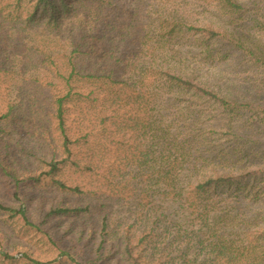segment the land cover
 <instances>
[{
	"label": "trees",
	"instance_id": "trees-1",
	"mask_svg": "<svg viewBox=\"0 0 264 264\" xmlns=\"http://www.w3.org/2000/svg\"><path fill=\"white\" fill-rule=\"evenodd\" d=\"M114 10L112 0H0V60L37 51L53 64L56 50L61 79L39 98V123H49L37 126L38 150L18 146L26 166L0 148V197L12 196L0 198L1 215L22 217L73 264H202L204 249L212 255L204 264H261L264 169L237 166L264 134V102L236 101L201 77L237 56L264 75V0H137L133 16L113 20ZM44 33L65 48L44 40L37 49ZM46 181L91 197L85 207L52 208L45 220L96 214L98 258L72 256L17 208L22 184ZM29 262L51 263L0 250V264Z\"/></svg>",
	"mask_w": 264,
	"mask_h": 264
},
{
	"label": "rangeland",
	"instance_id": "rangeland-1",
	"mask_svg": "<svg viewBox=\"0 0 264 264\" xmlns=\"http://www.w3.org/2000/svg\"><path fill=\"white\" fill-rule=\"evenodd\" d=\"M112 2L114 3L115 10L111 12L110 17L113 20L118 16L127 18L135 14L137 0H112ZM155 2L157 3L158 0H155ZM143 15L141 12H138L135 17L139 19ZM46 35L44 33L43 36L38 37V40L36 39V42H34L37 49L43 46L44 40H47L54 50L58 48L57 50L62 51L65 48V44L63 45L58 40L49 41ZM107 38L113 39L115 37ZM137 38V36H133L130 39L135 41ZM1 56L0 62L2 64L5 62V65L0 66V115L2 116V113L7 112L9 109H13V113L11 118L0 122V148H8V150L5 149L4 154H8V151L11 152L13 158L20 160L26 166L24 161L26 155L24 156L19 152L18 146H24L27 150L34 147L35 151L40 146L36 145L39 141L36 132L37 126H46L49 121L39 123V117L41 116L39 112H42L43 109L39 98L42 96L41 92H44V95L47 93L45 87L50 86V82H61L57 71L58 66H56L59 63V57L55 50V54L52 56L54 63L51 64L50 60L42 59L43 57L37 51L36 53L9 52ZM242 61L243 59L237 56L230 63L227 62L222 65L212 64L209 72H205L204 70L203 74L205 75L201 77V81L210 82L213 88L217 90L222 89L224 94L234 98L236 101L261 104L264 102V89H262L259 80L264 77L263 70H252L250 64ZM36 63L39 66L33 71L31 65ZM100 67L103 68V65ZM36 116L38 118L34 119ZM258 137L254 138L255 142L250 139L247 147L249 154L247 156L242 154L239 156L238 168L244 166L255 172L264 169V134H258ZM46 138H49V136H46ZM46 142H48L47 139ZM250 148L253 149L250 150ZM80 151L74 152L78 155ZM116 158L118 160L121 159V157ZM232 160L233 158H230V161ZM242 161H247L248 163H242ZM16 169L18 170V167ZM39 170L32 167L28 172L40 173L41 170ZM135 170L137 169L135 168ZM102 174H107L108 176L106 168H102ZM138 175L141 180L143 173L140 172ZM145 177L147 178V176ZM6 183V181L0 179V196L6 193L5 188L3 193H1L3 189L1 187H5ZM259 184L264 185V182H259ZM96 185L99 188L104 187L101 184ZM106 185H108L107 181ZM21 187L19 189L20 201H18L16 206L17 208L25 206L29 209L33 223L39 225L44 230L43 232L48 233L61 247L66 248L67 252L79 260L98 258L96 250L98 248L97 244L101 241L103 223L100 221V218L98 219L96 214H93L91 218L85 216L75 219L73 217H53L45 220L47 212L52 208L59 206L69 208L87 206L91 200L89 195H81L79 198H75L71 194H63L50 186L48 181L41 185L28 186L22 184ZM103 190H108V188L104 187ZM8 195L9 197L2 196L0 198H5V201H8L9 198L12 200V196L9 193ZM105 203L102 200L99 203L103 212L106 211ZM247 239L248 241H255V237H248ZM106 247L109 248L108 246ZM0 250H7L11 255L27 253L32 259L44 263L51 262L49 264H73L66 257L60 256V251L48 241L46 234L44 235L27 227L20 216L10 220L0 213ZM199 255L197 259L198 261H202V264L207 261L206 258L211 259L212 257L208 249H204ZM54 260H58V262ZM218 260V258L214 260V264H217ZM100 261L99 264H119L115 260L109 262L104 258H101ZM207 264H212V262L209 260ZM261 264H264V259L261 261Z\"/></svg>",
	"mask_w": 264,
	"mask_h": 264
}]
</instances>
